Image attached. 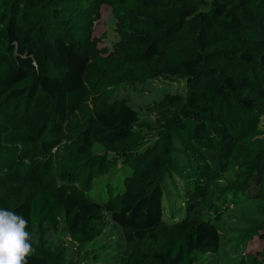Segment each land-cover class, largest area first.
Here are the masks:
<instances>
[{
	"label": "trees",
	"instance_id": "obj_1",
	"mask_svg": "<svg viewBox=\"0 0 264 264\" xmlns=\"http://www.w3.org/2000/svg\"><path fill=\"white\" fill-rule=\"evenodd\" d=\"M78 1L0 0V106L25 101L12 128L24 150L4 149L0 132V208L28 219L30 232L66 218L81 244L112 222L129 246L123 264H196V251L221 250L218 220L230 205L264 202V0H110L121 41L90 81L92 58L68 21ZM167 76L186 77L189 89L159 100L155 131L127 95L109 102L115 86ZM96 144L115 158L95 161ZM117 158L131 170L121 188L97 198L76 187L80 174H104ZM54 160L60 184L44 182ZM172 173L192 201L169 221L161 180ZM257 234L264 238V224L240 240ZM32 243L29 264H61L51 242ZM260 256L235 252L229 264H264V249Z\"/></svg>",
	"mask_w": 264,
	"mask_h": 264
},
{
	"label": "rangeland",
	"instance_id": "obj_2",
	"mask_svg": "<svg viewBox=\"0 0 264 264\" xmlns=\"http://www.w3.org/2000/svg\"><path fill=\"white\" fill-rule=\"evenodd\" d=\"M47 7L51 8L52 5ZM68 21L75 30L74 32L82 46V50L92 58L87 75V81H90L95 77L99 67L116 55L115 47L121 41L116 11L110 0H80L76 5L70 7ZM46 68L51 71L48 66ZM188 89L187 78L184 76L161 77L149 80L144 84L126 82L109 89L114 90L109 97V102L116 97L127 95L130 105L139 111V123L143 127L153 128L155 131V126L159 123L156 105L159 100L169 93H186ZM95 91H88L85 105L92 107L91 99L95 95ZM24 106L25 101L16 104V101L12 99H6L0 106V132L5 136L2 139L4 149L12 147L14 150L15 148L21 151L24 150L22 144L13 138L17 135L12 130L14 127L21 126L18 117ZM20 109L22 110L20 111ZM258 116L259 125L264 129V109L258 111ZM69 126L74 127L73 124H67L65 131L68 130ZM64 134L65 138H67L68 134ZM154 136H157L156 132H151L147 136L146 141L151 142ZM29 154L32 155L31 152ZM34 156L38 157L36 154ZM93 156L95 161L101 156H104L105 160L115 158L113 152L107 151L104 146L99 144L94 146ZM184 159V156L179 157L180 161ZM97 164L99 166V163ZM73 168L67 167V169ZM61 170V166L55 160L52 161L49 172L45 175L44 182L60 184ZM99 170L101 169L92 170L91 173L86 171L80 174L78 178H81L79 183L76 182V187L81 189V191L93 190L97 198L103 197L106 196L105 194H109L114 189L122 186L131 173L130 168L124 164L121 158H117L116 163L108 172L96 175ZM179 171L182 172V170ZM77 172L78 170L76 169L75 173ZM231 173L235 177L237 171L231 170ZM177 176L179 177V175ZM161 184L165 192L163 202L164 218L169 221L173 218H183L187 213L188 203L192 201L184 196L186 193L183 190V179L175 177L172 173L165 181L161 180ZM219 186H224V183L219 182ZM217 187L216 185L214 186V191ZM4 196L0 189V207L5 205ZM176 196L179 197L176 198ZM183 196L186 199H183ZM222 214L218 220V226L223 236L221 250L219 252L196 251L194 253L196 264H229L232 261L229 256H234L235 252L237 255L242 254L246 257L256 256L255 261H259L261 258L260 252L264 249V238L259 234L249 241L240 240V238L251 228L264 224V202L262 200H251L245 204H232L228 212ZM31 233L33 240L37 242L47 240L51 242V248L55 254L61 253L64 255L63 259H61V264H123L122 260L126 255L125 251L129 250L122 228L112 222L106 223L104 229L95 236L94 240L85 244H81L72 238L66 218H62L59 227L37 224L36 230ZM235 242H237V245ZM130 250L134 251L135 248L132 247ZM99 254L111 258L99 259L96 257ZM235 261L238 262V260Z\"/></svg>",
	"mask_w": 264,
	"mask_h": 264
},
{
	"label": "clouds",
	"instance_id": "obj_3",
	"mask_svg": "<svg viewBox=\"0 0 264 264\" xmlns=\"http://www.w3.org/2000/svg\"><path fill=\"white\" fill-rule=\"evenodd\" d=\"M32 241L28 219L0 208V264H29L35 252Z\"/></svg>",
	"mask_w": 264,
	"mask_h": 264
}]
</instances>
